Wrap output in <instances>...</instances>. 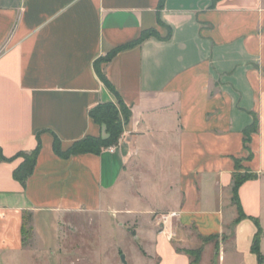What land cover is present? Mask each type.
Returning a JSON list of instances; mask_svg holds the SVG:
<instances>
[{
	"label": "crops",
	"instance_id": "obj_1",
	"mask_svg": "<svg viewBox=\"0 0 264 264\" xmlns=\"http://www.w3.org/2000/svg\"><path fill=\"white\" fill-rule=\"evenodd\" d=\"M118 99L130 116L113 151L55 153V140L65 151L105 136L89 112ZM37 146L20 182V154ZM245 171L255 177L239 185L238 207L233 175ZM126 191L168 203L134 207ZM104 208L157 214L150 264H193L197 249L194 264H259L264 0H0V253L24 250L25 227L50 245L63 215Z\"/></svg>",
	"mask_w": 264,
	"mask_h": 264
},
{
	"label": "rangeland",
	"instance_id": "obj_2",
	"mask_svg": "<svg viewBox=\"0 0 264 264\" xmlns=\"http://www.w3.org/2000/svg\"><path fill=\"white\" fill-rule=\"evenodd\" d=\"M239 174L247 175V172ZM150 193L152 197L147 195L142 199H133L127 191L123 195L134 207H151L158 201L168 203L166 195L156 197L153 191ZM121 198L115 201L120 204ZM156 216L155 213L145 220L139 213L127 216L122 211L108 212L106 208L96 213H66L57 222V238L52 244H43L25 227L24 250L0 253V264H123L121 254L126 264H150L145 234L159 230ZM160 221L163 224L162 216ZM27 235L31 237L27 239Z\"/></svg>",
	"mask_w": 264,
	"mask_h": 264
},
{
	"label": "trees",
	"instance_id": "obj_3",
	"mask_svg": "<svg viewBox=\"0 0 264 264\" xmlns=\"http://www.w3.org/2000/svg\"><path fill=\"white\" fill-rule=\"evenodd\" d=\"M154 34L153 30L146 31L141 34L139 39L136 42H140L144 40L146 37L151 36ZM135 42V43H136ZM119 49H115L111 51L106 58L105 61L110 60L115 53ZM99 64H95V68L99 77L106 83L107 86L111 88L109 82L105 79L104 75L102 74ZM117 104L119 105L120 109L117 105L112 103H103L98 104L94 108H92L89 112L90 117L99 125L104 126L105 128V136H86L83 139L74 142L67 150L62 151L59 146V141L55 140L53 144V149L55 153L62 157H68L74 154H81V153H94L99 154L103 149H107L110 146H115L118 142V139L122 133L123 125L126 124L129 120V110L123 104V102L118 99ZM39 150V146H37L30 154H20L24 160L19 167H17L13 173L15 179L19 180L20 182H24L27 176L31 173L32 167L35 163L36 156ZM238 166V165H237ZM233 199L237 203L239 207L238 200H237V189L239 185L247 179H251L255 177L252 173H247V175H241L239 173H234L233 175ZM244 215L241 214L240 217ZM25 222H29L30 214L24 216ZM254 223L257 227V232L254 236L253 243H252V252L256 255L257 261L259 264H264V257L260 252L259 249V239L261 234V228L257 220L254 219ZM25 233V229H24ZM189 256L192 258V263H196L201 254V250H190L187 251ZM195 255V256H194Z\"/></svg>",
	"mask_w": 264,
	"mask_h": 264
},
{
	"label": "built area",
	"instance_id": "obj_4",
	"mask_svg": "<svg viewBox=\"0 0 264 264\" xmlns=\"http://www.w3.org/2000/svg\"><path fill=\"white\" fill-rule=\"evenodd\" d=\"M107 149L109 151H113L114 150V146H110ZM173 215H175V212L168 213L167 215L166 214L162 215V220L165 221L167 216H173Z\"/></svg>",
	"mask_w": 264,
	"mask_h": 264
},
{
	"label": "water",
	"instance_id": "obj_5",
	"mask_svg": "<svg viewBox=\"0 0 264 264\" xmlns=\"http://www.w3.org/2000/svg\"><path fill=\"white\" fill-rule=\"evenodd\" d=\"M120 259H121V261H122L123 264H126V261H125V258H124V255L123 254H121Z\"/></svg>",
	"mask_w": 264,
	"mask_h": 264
}]
</instances>
